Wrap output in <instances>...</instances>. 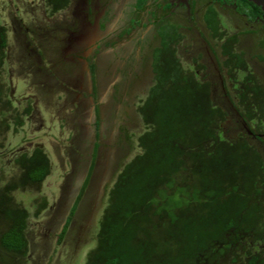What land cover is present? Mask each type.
<instances>
[{"label":"trees","instance_id":"obj_1","mask_svg":"<svg viewBox=\"0 0 264 264\" xmlns=\"http://www.w3.org/2000/svg\"><path fill=\"white\" fill-rule=\"evenodd\" d=\"M145 1L138 0L137 7L142 9ZM212 2L233 5L250 22L264 20V11L247 0ZM203 22L222 59L217 61L224 97L248 133L238 129L231 134V123L238 121L217 102L218 82L203 53L184 58L189 36L177 25L160 26L150 85L135 106L143 126L135 139L136 153L107 188L96 246L86 264H264V94L243 50H236L239 35H228L213 4L205 8ZM134 28L132 23L119 38ZM261 31L263 52L255 57L264 63V27ZM6 49L7 29L0 25V116L12 112L1 72ZM91 69L94 75L93 65ZM98 139L97 120L89 173L58 242L89 184ZM13 164L20 170L18 179L0 186V218L7 221L0 251L23 264L28 213L12 194L27 184H41L51 164L41 147L15 155Z\"/></svg>","mask_w":264,"mask_h":264},{"label":"rangeland","instance_id":"obj_2","mask_svg":"<svg viewBox=\"0 0 264 264\" xmlns=\"http://www.w3.org/2000/svg\"><path fill=\"white\" fill-rule=\"evenodd\" d=\"M135 2L100 0L101 4L94 9L96 15L83 22L80 32L65 44L66 38L62 37L72 22L71 12L52 15L50 7L44 13L41 0H0V25L7 29L6 63L1 72L12 100V112L0 116V177L3 179L0 186L18 179L20 170L13 164V158L21 152L30 153L33 148L41 147L51 164L50 174L41 184H27L25 190L12 194L28 213V249L23 264H86L95 248L107 188L121 165L136 153L135 139L143 130L135 106L150 82L145 60L147 51L154 45L157 20L182 26L190 40L183 50L184 58L189 59L199 49L208 54L209 70L218 82L217 102L238 121V125L231 123V134L238 129L248 133L246 124L239 122L238 113L224 97L222 78L206 46L199 19L205 0H198L194 8L190 0H148L139 15ZM220 10L229 31L234 27L257 26L246 23L228 8ZM74 12L83 19L84 11ZM99 13L103 16L100 20ZM132 19L139 21L138 26L98 54L92 81L88 64L94 61L95 48L111 40ZM70 28L75 31L72 24ZM64 46L67 49L62 50L64 62H61L56 52ZM253 64L264 81V64L259 61ZM96 100L101 118L95 167L75 216L58 242L89 173L96 142ZM252 140L258 143L255 138ZM6 229L7 221L1 217L0 233ZM0 264L15 263L0 251Z\"/></svg>","mask_w":264,"mask_h":264},{"label":"flooded vegetation","instance_id":"obj_3","mask_svg":"<svg viewBox=\"0 0 264 264\" xmlns=\"http://www.w3.org/2000/svg\"><path fill=\"white\" fill-rule=\"evenodd\" d=\"M94 1V2H93ZM147 1H145V4L143 6L142 9H139L137 7V2L138 0H136L135 2V11L137 12V15L141 14L144 12L145 8H146V4H147ZM198 0H190V4H191V7L194 8L195 7V4ZM231 1H234V0H231ZM41 3H42V6H43V12L44 13H48L47 12V9L51 7V9L49 10L50 14L54 15L55 13H61L63 12L64 14L65 13H68V12H71V15H72V22L69 23V25H67L66 29L68 31H65L67 32L66 35L64 37H62L66 42L65 44H67L72 36L76 35L77 33L80 32L82 26H83V22H85L87 19L89 18H92L94 15H96V12L97 11H94L95 9V6L96 5H99L101 4L100 3V0L98 1H95V0H67L66 2H63V3H59L57 2V0H55V2H52L51 0H41ZM213 4L214 7L216 8L217 12L220 14L223 22L224 21V16L222 14V8H228L230 9V11H232L237 17L243 19L246 23H249L251 25H254L256 24L257 26L255 28H241V27H234L233 28V31H229L228 28L226 27L225 23H224V27L226 28V31L228 33V35H239V45L236 47V50L238 52H242L243 50V54H244V59H246L247 63L250 64V67L252 68L251 70L254 72V74H256V77L258 79V86H260L261 88V92L264 94V81L260 78V74L258 71L254 70V64L253 62H256V61H259V59H257L255 57V55H257L259 52H263V50L259 47L258 43L261 42V38H259V35L260 33L262 32L261 29L264 27V20L259 18L257 20H255L254 22H250L249 20L246 19V17L244 15H241L239 13H237L235 11V8L233 5L229 4V3H224V4H219V3H213L212 0H205V3L200 11V25H201V28L203 30V32H205V40H206V43H207V48L209 49V52L211 53V55L213 56V60L214 62L216 63V66H217V69H218V72H219V75L221 77V74H220V69H219V66H218V61L217 60H222L219 55H216L218 54V48L215 46V43L214 41L211 40V38L209 37L208 35V30L207 28L205 27V24L203 22V14H204V11H205V8L208 6V5H211ZM60 9H58V7H60ZM75 9H80L81 11H84V16H83V19H79L78 15H75L74 11ZM262 10V9H261ZM264 11V10H263ZM82 14V13H81ZM77 16V17H76ZM102 16V13H99L98 14V17L97 19L100 20ZM132 23L135 24V28L138 26L139 24V21L137 19H132L129 21V25L130 26ZM173 24V25H177L181 28V31L184 33L183 31V28L180 24L178 23H174V22H171V21H164V20H157L156 21V24L154 26V31H153V39H155L154 41V45L151 46V48L147 51L148 52V58L145 60V64H146V71H147V74L149 76V81L152 77V72H151V54H152V51L153 49L158 45V37H157V29L164 25V24ZM71 24L74 28V32L70 31V27H71ZM128 26L126 28H128ZM124 28L123 30H121L119 33H117L116 35H114V37H112L111 40L109 41H105V43L101 46H97L95 48V51L92 55V63L88 64V69H89V72H90V76L92 78V81H93V75H92V65L94 66V73L96 71V63L95 61L97 60V56L99 53L103 52L104 50H106L107 48H110L113 46V44H116L119 40L123 39L125 36H123L122 38H119V36L121 35V33L126 29ZM133 31V30H132ZM131 31V32H132ZM130 32V33H131ZM129 33V34H130ZM128 34V35H129ZM248 45H247V44ZM242 45H246L247 48H249V50H246L242 47ZM250 45V46H249ZM63 49H67L66 46H64L63 48L58 49V51L56 52L57 53V58H58V61L60 60L61 62H64V58H63ZM203 53V56L205 57V63L209 66V68H211V65L209 64V62H207V56L208 54L205 53V51L203 49H199L196 53ZM195 53V54H196ZM215 53V54H214ZM207 54V55H206ZM207 57V58H206ZM260 62V61H259ZM261 63V62H260ZM262 65L264 63H261ZM146 74V75H147ZM95 77V76H94ZM150 85V82L148 83ZM147 85V88L148 86ZM95 88V87H94ZM146 88V90H147ZM145 90V92H146ZM225 91V90H224ZM95 97V96H94ZM263 99H264V96H263ZM99 101L96 100V103H95V111H94V117H95V120H94V130H95V138H96V123H97V120L99 121V124H100V118H101V113H100V106L98 105ZM137 116V115H136ZM245 123V122H243ZM99 131H100V126H99ZM261 137L264 139V134L261 135ZM95 144V143H94ZM260 146H263L262 145V142H260ZM94 147V145H93ZM91 179V178H90ZM90 182V181H89ZM75 216V215H74Z\"/></svg>","mask_w":264,"mask_h":264},{"label":"water","instance_id":"obj_4","mask_svg":"<svg viewBox=\"0 0 264 264\" xmlns=\"http://www.w3.org/2000/svg\"><path fill=\"white\" fill-rule=\"evenodd\" d=\"M257 6H259L262 10H264V0H247Z\"/></svg>","mask_w":264,"mask_h":264}]
</instances>
